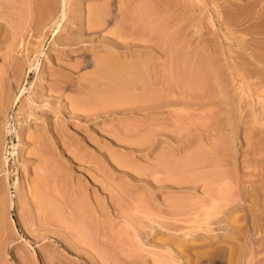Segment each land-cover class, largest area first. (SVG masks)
Segmentation results:
<instances>
[{
	"label": "rangeland",
	"instance_id": "rangeland-1",
	"mask_svg": "<svg viewBox=\"0 0 264 264\" xmlns=\"http://www.w3.org/2000/svg\"><path fill=\"white\" fill-rule=\"evenodd\" d=\"M129 259L264 264V0H0V264Z\"/></svg>",
	"mask_w": 264,
	"mask_h": 264
},
{
	"label": "bare ground",
	"instance_id": "bare-ground-1",
	"mask_svg": "<svg viewBox=\"0 0 264 264\" xmlns=\"http://www.w3.org/2000/svg\"><path fill=\"white\" fill-rule=\"evenodd\" d=\"M65 2H66V1H65ZM93 10L95 11V13H94ZM93 10L91 9V14H92V13H93V14L98 13V12L96 11V10H97L96 8L93 9ZM92 11H93V12H92ZM64 12H65V11H64ZM64 16H65V15H64ZM93 16H94V20H93V24H94V23H96L97 16H96V15H93ZM93 16H92V17H93ZM92 19H93V18H92ZM90 22H91V21H90ZM91 23H92V22H91ZM57 31H58V29L56 28L55 31H54V34H55ZM112 60H113V59H112ZM112 60H111V58H110V61H109V58L106 60V57L101 58V59L99 60V63L101 64V65H100V68H99V71H96V72H97V73H100V72L103 73L102 71H104V69H106V67H107V68L109 67V68L112 70V69H113L112 66L115 67V68H118L117 70H119V67L114 63V61H113V63H111ZM108 61H109V62H108ZM132 64H133V63H132ZM128 67H130V68H129V69H130L129 72H130V71H131V72L135 71V73H137L138 71H141V70H139V66H137V70H136V66H135V65H134V66H133V65H129ZM131 69H132V70H131ZM111 70H110V71H111ZM113 70L115 71L116 69H113ZM113 70L111 71V73H109L110 71H109V72L105 71V72H107V73H109V74H112ZM117 70H116V72H117ZM136 71H137V72H136ZM113 73H115V72H113ZM140 73H141V72H140ZM138 74H139V72H138ZM83 107H85V106H83ZM55 180H56V179H55ZM17 191H18V193L20 192V190H17ZM78 198H80V197H78ZM82 200H83V199H82ZM59 201H60V200H59ZM79 201H80V200H79ZM76 202H77V200H76ZM79 203H80V202H79ZM81 203H82V202H81ZM58 204H59V203H58ZM59 205H60V204H59ZM84 205H85V204H84ZM60 206H61V205H60ZM99 210H100V209H99ZM101 215H102V214H101ZM103 216H104V215H103ZM149 218H150V217H149ZM85 224H86V223H85ZM85 224H84V225H85ZM87 224H88V223H87ZM92 224H93V223H92ZM81 225H82V223H81ZM81 225H79V227H80ZM87 226H88V225H87ZM90 226H92V225H90ZM108 226H109V225H108ZM82 227H83V226H82ZM82 227H81V228H82ZM109 227H110V226H109ZM109 227H108V228H109ZM81 228H79V229L77 230V233H78V231H79ZM84 228H85V227H83V229H84ZM87 228H89V227H87ZM106 228H107V227H106ZM85 229H86V228H85ZM109 229H110V228H109ZM106 231H107V230H106ZM80 232L82 233V231H80ZM80 232H79V233H80ZM109 232H110V230H109ZM109 232H108V233H109ZM100 235H101V234H100ZM108 236H109V235H108ZM106 237H107V236H106ZM106 237H105L104 241L106 240ZM107 238H108V237H107ZM101 239H103V238L101 237ZM108 240H109V239H108ZM152 240H153V239H152ZM116 241H117V240H116ZM119 241H120V239H119ZM150 241H151V240H150ZM79 242H80V241H79ZM107 242H108V241H107ZM116 245H118V244H116ZM121 245H122V244H121ZM121 245H120V246H121ZM112 247H113V245H112ZM122 248H123V246H122ZM69 249H70V248H69ZM98 250H99V249H98ZM105 250H106V253H108V250H109V251L111 252V253L109 252L110 254H112V255L115 254V255H116V250H115V249H110V248L107 249V248H106ZM105 250H103L102 252H104ZM96 251H97V250H96ZM100 251H101V250H100ZM102 252H101V254L104 256V254H103ZM119 252H120V251H119ZM98 253H99V251H98ZM99 254H100V253H99ZM102 255H100V256H102ZM108 256H109V254H108ZM121 256H122V255H121ZM121 256H120V257H121ZM97 257H98V256H97ZM110 257H112V256H110ZM115 257H116V258H115ZM115 257L113 256V258H115V260L117 259V257L120 259L119 254L116 255ZM122 257H123V256H122ZM131 257H132V256H131ZM135 257H136V256H135ZM101 258H102V257H101ZM105 258H106V257H105ZM105 258H104V259H105ZM125 258H126V257H125ZM88 259H89V258H88ZM110 259H112V258H110ZM110 259H108V260H110ZM122 259H124V258H122ZM122 259H121V260H122ZM127 259H128V256H127ZM101 260H102V259H101ZM112 260H113V259H112ZM115 260H114V261H115ZM129 260H130V261H126V260L123 261V262L120 261V264H124V262H125V264H127V263L130 264L131 262H132L131 264H141V263H143V261L140 262L139 260H137V261H132L131 259H129ZM135 260H136V259H135ZM110 261H111V260H110ZM116 261H117V260H116ZM116 261H115V262H116ZM144 262L146 263V261H144ZM149 263H150V262H149ZM116 264H117V263H116ZM118 264H119V262H118Z\"/></svg>",
	"mask_w": 264,
	"mask_h": 264
},
{
	"label": "crops",
	"instance_id": "crops-1",
	"mask_svg": "<svg viewBox=\"0 0 264 264\" xmlns=\"http://www.w3.org/2000/svg\"><path fill=\"white\" fill-rule=\"evenodd\" d=\"M92 23H93V20H92ZM97 23V22H96ZM97 264V263H96Z\"/></svg>",
	"mask_w": 264,
	"mask_h": 264
}]
</instances>
